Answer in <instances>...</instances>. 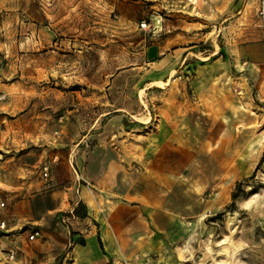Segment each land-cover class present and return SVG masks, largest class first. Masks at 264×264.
<instances>
[{
  "label": "rangeland",
  "instance_id": "obj_1",
  "mask_svg": "<svg viewBox=\"0 0 264 264\" xmlns=\"http://www.w3.org/2000/svg\"><path fill=\"white\" fill-rule=\"evenodd\" d=\"M258 6L0 0V264H264Z\"/></svg>",
  "mask_w": 264,
  "mask_h": 264
},
{
  "label": "crops",
  "instance_id": "obj_2",
  "mask_svg": "<svg viewBox=\"0 0 264 264\" xmlns=\"http://www.w3.org/2000/svg\"><path fill=\"white\" fill-rule=\"evenodd\" d=\"M239 56L244 60V64L249 70H255L259 68L261 69L262 67H264V34L261 28V24L260 30L256 31L251 42L247 45L246 48L242 49ZM83 238L86 242H88L89 239L91 242H93V236H91V234H83ZM73 241H75V239ZM76 246H80V244L76 243L75 248Z\"/></svg>",
  "mask_w": 264,
  "mask_h": 264
},
{
  "label": "built area",
  "instance_id": "obj_3",
  "mask_svg": "<svg viewBox=\"0 0 264 264\" xmlns=\"http://www.w3.org/2000/svg\"><path fill=\"white\" fill-rule=\"evenodd\" d=\"M258 15L260 18L261 28L264 34V0H259ZM41 173H42V177L44 178V180H48L50 177V166L45 164L42 167ZM5 205H6V200L3 198L2 194L0 193V207H5ZM5 226H6V222L1 221L0 228L4 229ZM39 235H40L39 230H32V232L29 235V239L35 240L39 237ZM15 258H16V253L13 250H10L7 255V259L12 262L15 260Z\"/></svg>",
  "mask_w": 264,
  "mask_h": 264
},
{
  "label": "trees",
  "instance_id": "obj_4",
  "mask_svg": "<svg viewBox=\"0 0 264 264\" xmlns=\"http://www.w3.org/2000/svg\"><path fill=\"white\" fill-rule=\"evenodd\" d=\"M83 207H85L84 204L80 203L79 206L74 209L73 214L78 217H85L86 212L82 211V209H84ZM99 243L102 246V241L100 239H99Z\"/></svg>",
  "mask_w": 264,
  "mask_h": 264
}]
</instances>
